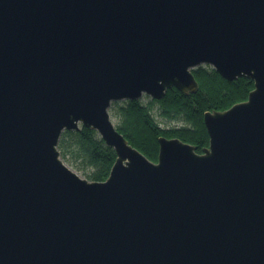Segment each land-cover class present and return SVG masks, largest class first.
<instances>
[{
    "label": "water",
    "instance_id": "1",
    "mask_svg": "<svg viewBox=\"0 0 264 264\" xmlns=\"http://www.w3.org/2000/svg\"><path fill=\"white\" fill-rule=\"evenodd\" d=\"M203 65L254 89L151 161L111 103L197 93ZM81 127L105 181L61 158ZM0 264H264V0H0Z\"/></svg>",
    "mask_w": 264,
    "mask_h": 264
},
{
    "label": "trees",
    "instance_id": "2",
    "mask_svg": "<svg viewBox=\"0 0 264 264\" xmlns=\"http://www.w3.org/2000/svg\"><path fill=\"white\" fill-rule=\"evenodd\" d=\"M193 73L199 83L197 93L187 95L172 88L161 100L151 98L146 103L141 99L111 103L109 112L118 120V131L151 161H158V140L163 136L178 138L202 153L209 146L205 113L225 112L247 101L254 89V82L249 78L225 80L208 65L195 68ZM173 122L176 125L172 126ZM163 123L166 125L162 126ZM59 140L58 151L62 160L82 172L86 179L100 182L110 176L117 160L116 152L95 130L88 127L65 130Z\"/></svg>",
    "mask_w": 264,
    "mask_h": 264
},
{
    "label": "rangeland",
    "instance_id": "3",
    "mask_svg": "<svg viewBox=\"0 0 264 264\" xmlns=\"http://www.w3.org/2000/svg\"><path fill=\"white\" fill-rule=\"evenodd\" d=\"M141 100H142L144 103H146V102L150 101L151 98L148 97L147 95H143V97L141 98ZM154 114H155V113H154ZM110 116H112V114H110ZM112 120H113V123L115 124V126H117V124H118V120H117L114 116H112ZM159 122H160V120H159ZM160 124H161V123H160ZM177 124H178V123H177ZM163 125H166V124L163 123L162 126H163ZM174 125H176V124L173 122L172 126H174ZM65 163H66V162H65ZM66 165H68V166H69L74 172H76L77 174H79L81 177L86 178L82 172H80V171L77 172V171H76L75 169H73L68 163H66Z\"/></svg>",
    "mask_w": 264,
    "mask_h": 264
}]
</instances>
